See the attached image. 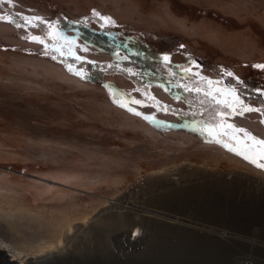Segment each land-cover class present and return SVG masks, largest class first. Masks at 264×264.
<instances>
[{
  "label": "rangeland",
  "instance_id": "1",
  "mask_svg": "<svg viewBox=\"0 0 264 264\" xmlns=\"http://www.w3.org/2000/svg\"><path fill=\"white\" fill-rule=\"evenodd\" d=\"M0 17L2 248L20 253V264L49 245L63 258L54 264H264V169L223 146L250 144L245 132L264 141L259 105L223 79L252 80L264 100L255 67L264 65V0H0ZM73 25L106 31L126 50L136 36L157 46L173 83L225 110L219 122L188 113L162 82L114 71L88 80L64 59L126 55L86 42ZM131 225L126 247L116 233Z\"/></svg>",
  "mask_w": 264,
  "mask_h": 264
},
{
  "label": "trees",
  "instance_id": "2",
  "mask_svg": "<svg viewBox=\"0 0 264 264\" xmlns=\"http://www.w3.org/2000/svg\"><path fill=\"white\" fill-rule=\"evenodd\" d=\"M10 17L18 23L23 21V18L18 14L10 13ZM35 27L39 29L40 36L46 44L53 43L48 37L45 24L36 23ZM73 28L79 29L82 38L86 42L106 52L120 51L124 55H126L123 61L114 62L112 64H99L96 62L92 63L87 60H77L75 58L70 57L64 59L67 63L76 66V68H84L86 72L85 76L88 80L97 79L101 74H109L114 71L115 73H120L122 76L131 78L132 80L137 79L135 82H137L139 79L143 80L142 82H162L165 87H167L168 92L171 96H173L174 94L179 96V99L182 100V102L186 105V111H188V113H195V109L197 108L198 111L203 110L204 112L202 119H204V117L205 119H213L212 123L214 124H217L219 122L218 120H215L214 117L217 112H224L225 110H221L220 108L222 107H220L218 104H213V107H211V101H208L206 97L200 95L199 92H196V88H194L193 86L189 87L188 85L184 84L181 86L177 83H173L172 80L161 70V59H159L158 62L156 61L159 56L162 55L161 50L157 48V46L155 47L149 45V47L147 44L143 43V40L140 36H136V38L133 37L128 40V50H126L122 47L121 44H118L114 39L109 38L105 34L106 31L98 32L85 26H74ZM168 39L169 38L162 39L161 42L165 43V41H167ZM161 49L163 50V48ZM180 49L182 50L183 48L181 47ZM165 52L166 50H163V53ZM194 60L200 63L203 62L196 58H194ZM202 64L203 68H207L206 63L203 62ZM138 76L140 77L137 78ZM218 77L222 79L224 76L221 75ZM223 79L227 85L238 87L237 94H239L244 99L243 103L246 104L250 101L256 102L259 105L261 115L264 117V114H262V111H264V100L260 93L256 91V86L253 85L252 80L246 81L245 83L243 78L235 79L234 77L229 75H227ZM189 89L192 90L190 91Z\"/></svg>",
  "mask_w": 264,
  "mask_h": 264
},
{
  "label": "snow or ice",
  "instance_id": "3",
  "mask_svg": "<svg viewBox=\"0 0 264 264\" xmlns=\"http://www.w3.org/2000/svg\"><path fill=\"white\" fill-rule=\"evenodd\" d=\"M94 15H98V14L94 13ZM0 19H4V18L0 17ZM103 20H104L105 24H112L113 23V21L109 17H103ZM25 22L31 23V21H27V20ZM29 39H31L35 42H42L38 37H30ZM162 59L165 63L169 62L168 56H164ZM255 67L264 69V65H255ZM184 71L187 72V71H189V69L185 68ZM228 75L231 76L232 74L228 73ZM206 83L209 85V90L205 91L204 94L206 96H211L212 95V91H211L212 82L206 81ZM189 90L191 91L192 89H189ZM195 91L200 92L201 89L197 87L195 89ZM229 94L234 96V97L237 95L234 92H230ZM133 103H140V102L139 101H133ZM121 106L123 107L124 105L122 104ZM254 110L255 109H252L250 107H242L239 114L243 115L244 112H250V111H254ZM233 111H235V109H233ZM135 114L139 115V113H135ZM262 114H264V111H262ZM145 119H148V117H145ZM262 122H264V121H262ZM221 127H224V125H221ZM226 127L230 130H233V131H242V130L233 129L232 125H227ZM209 134H212V130H209ZM244 135H245L247 141H250V144L245 145L242 149L230 147L229 144H227V143L223 144V146L225 148H228L230 151L236 152L237 155L241 156L244 160L248 161L249 163L254 164L256 167L264 169V164L260 163V161L264 160V141L257 140L255 137L250 136L246 132L244 133ZM233 139H235V137H233ZM220 142L221 141L217 140V143H220ZM237 144H239V141H237Z\"/></svg>",
  "mask_w": 264,
  "mask_h": 264
},
{
  "label": "bare ground",
  "instance_id": "4",
  "mask_svg": "<svg viewBox=\"0 0 264 264\" xmlns=\"http://www.w3.org/2000/svg\"><path fill=\"white\" fill-rule=\"evenodd\" d=\"M155 173H160V171H157V172H154V173H152V175L153 174H155ZM172 179V182H174L175 180H176V178H171ZM129 192V191H128ZM1 195V194H0ZM8 201V200H7ZM80 223V222H79ZM85 223H87V218H85V219H83V221H81V225H79L78 227L77 226H73V225H66L67 227L65 228V230L63 231L64 232V235L66 236V235H69L70 233H72L76 228H81L82 227V225H84ZM78 224V223H77ZM134 229V225H131L129 228H127V229H124V230H118L117 231V233H116V238H117V240L118 241H124V245L126 246V247H130L131 246V244L130 243H128L129 241H128V239H127V236H128V232H129V229ZM133 229L131 230V231H133ZM80 230V229H79ZM137 232H140V230H137ZM143 233V232H142ZM63 235V236H64ZM139 235V234H138ZM137 235V236H138ZM4 238V233H3V231L1 230V228H0V241H1V239L2 238ZM145 237H146V234L144 233L143 235H142V237L140 236L139 238H141L142 239V242H143V240H145ZM135 239V238H134ZM220 240H221V238H219ZM121 242V243H122ZM131 242V241H130ZM59 243H61V238H59L58 240H57V245L59 244ZM132 243V242H131ZM48 247V246H47ZM7 248V247H6ZM45 248V247H44ZM44 248H43V250H44ZM57 248V247H56ZM55 249V247L53 246V245H49V247L46 249V250H44L43 252V254H39V255H30V256H28L27 254V257L25 258V256L26 255H22L23 256V258L24 259H27V262H29V263H31V264H54V261H56V263L57 262H63V258H61L60 257V255L59 254H57V257H54L55 255L53 254V250ZM24 254V253H23ZM62 255V254H61ZM0 257L1 258H4L3 260H4V262L6 261V262H8L9 264H14L15 262H17V264H18V262H19V264H20V260H22L21 259V257H20V253H16V252H13V253H11V251H6V249H4V248H2V246H0ZM62 257H65V256H62ZM67 258V257H66ZM2 260V259H1ZM66 259H64V261H65ZM67 261V260H66ZM70 261V260H69ZM72 261V260H71ZM70 261V262H71ZM68 262V261H67ZM73 262V261H72ZM75 262V261H74ZM7 263V264H8Z\"/></svg>",
  "mask_w": 264,
  "mask_h": 264
},
{
  "label": "built area",
  "instance_id": "5",
  "mask_svg": "<svg viewBox=\"0 0 264 264\" xmlns=\"http://www.w3.org/2000/svg\"><path fill=\"white\" fill-rule=\"evenodd\" d=\"M136 236H137V235H133V234H132V235H130L129 239L133 241L134 238H135Z\"/></svg>",
  "mask_w": 264,
  "mask_h": 264
}]
</instances>
